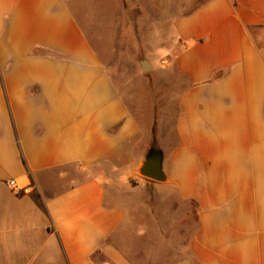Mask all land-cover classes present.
<instances>
[{"label":"crops","instance_id":"0c3cea01","mask_svg":"<svg viewBox=\"0 0 264 264\" xmlns=\"http://www.w3.org/2000/svg\"><path fill=\"white\" fill-rule=\"evenodd\" d=\"M143 4L140 84L85 26L123 0H0V264H264V0Z\"/></svg>","mask_w":264,"mask_h":264},{"label":"rangeland","instance_id":"374dc122","mask_svg":"<svg viewBox=\"0 0 264 264\" xmlns=\"http://www.w3.org/2000/svg\"><path fill=\"white\" fill-rule=\"evenodd\" d=\"M123 6L118 31L110 30V26L102 22L96 24V18L93 24L85 26L115 81L123 83L131 80L143 84L146 81L143 76L150 77L152 70L143 72L142 62H153L157 70L161 69L165 60L161 47L167 42H151L152 36H159V31L153 28L157 27L160 16H152L153 9L145 7L143 0H123Z\"/></svg>","mask_w":264,"mask_h":264},{"label":"water","instance_id":"95a60500","mask_svg":"<svg viewBox=\"0 0 264 264\" xmlns=\"http://www.w3.org/2000/svg\"><path fill=\"white\" fill-rule=\"evenodd\" d=\"M143 72H148L151 69L149 62H142ZM140 174L145 177L156 181H165L163 171V155L160 151L152 150L149 152L146 160L144 161Z\"/></svg>","mask_w":264,"mask_h":264},{"label":"built area","instance_id":"2783aa9c","mask_svg":"<svg viewBox=\"0 0 264 264\" xmlns=\"http://www.w3.org/2000/svg\"><path fill=\"white\" fill-rule=\"evenodd\" d=\"M8 185L10 186V188L13 190V191H19L20 190V186L19 184L15 181V180H12L8 183Z\"/></svg>","mask_w":264,"mask_h":264},{"label":"trees","instance_id":"16d2710c","mask_svg":"<svg viewBox=\"0 0 264 264\" xmlns=\"http://www.w3.org/2000/svg\"><path fill=\"white\" fill-rule=\"evenodd\" d=\"M37 53V52H36Z\"/></svg>","mask_w":264,"mask_h":264}]
</instances>
